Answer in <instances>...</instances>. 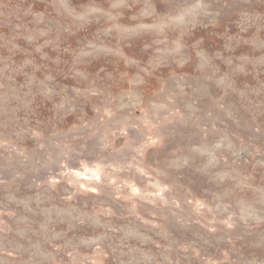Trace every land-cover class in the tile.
<instances>
[{"label":"clouds","instance_id":"obj_1","mask_svg":"<svg viewBox=\"0 0 264 264\" xmlns=\"http://www.w3.org/2000/svg\"><path fill=\"white\" fill-rule=\"evenodd\" d=\"M0 264H264V0H0Z\"/></svg>","mask_w":264,"mask_h":264},{"label":"rangeland","instance_id":"obj_2","mask_svg":"<svg viewBox=\"0 0 264 264\" xmlns=\"http://www.w3.org/2000/svg\"><path fill=\"white\" fill-rule=\"evenodd\" d=\"M209 43H214V38L209 39ZM154 157L150 154L149 159L152 160ZM144 169L141 168V171ZM93 175H99L98 169L92 170ZM82 176H87V172L82 173ZM146 180L140 177L137 173L131 175H124L122 177V183L115 189L106 190L102 199L106 201V206H110V211H116L118 214L132 212L134 216L130 219H142V220H153L158 222L157 218L152 215L153 207L148 203V197L151 192H145ZM86 187L88 185H85ZM156 189L163 192V187L157 182L155 185ZM151 187V185H149ZM115 195L121 197L120 200L114 199ZM180 235V233H177ZM219 243V241H214Z\"/></svg>","mask_w":264,"mask_h":264}]
</instances>
